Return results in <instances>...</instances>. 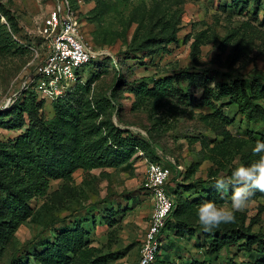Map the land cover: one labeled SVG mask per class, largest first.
I'll list each match as a JSON object with an SVG mask.
<instances>
[{
  "label": "rangeland",
  "instance_id": "1",
  "mask_svg": "<svg viewBox=\"0 0 264 264\" xmlns=\"http://www.w3.org/2000/svg\"><path fill=\"white\" fill-rule=\"evenodd\" d=\"M68 1L98 55L82 69L83 82L76 86L91 79L83 101L89 100L94 112L104 108L97 124L112 122L122 138L145 142L155 157L140 148L117 167L80 169L68 180L51 181L45 198L28 203L33 220L23 221L12 235L0 227V264H28L29 259V264H43L38 258L45 252L47 264H139L153 212L143 188L147 162L171 169L168 187L178 191L180 203L172 229L164 232L157 264H264L257 245L253 258L240 243H219L222 247L211 255L207 238L217 229L237 228L264 239V193L256 192L234 222L211 232L202 229L197 216L205 200L230 206V193L221 199L215 181L257 159L253 148L264 141V117L249 120L226 108L233 121L227 124L201 105L203 89L187 82L177 88L194 101L139 97L142 84L153 87L147 78L183 72L200 75L213 89L238 80L264 88V0ZM54 7V0H0V109L21 100V83L44 60L42 31ZM169 34L175 38L167 39ZM55 104L45 101L38 116L53 119ZM259 104L264 107V98ZM27 124L14 130L0 125V142L13 144ZM70 232L81 247L63 255L58 247L66 239L57 237Z\"/></svg>",
  "mask_w": 264,
  "mask_h": 264
},
{
  "label": "trees",
  "instance_id": "2",
  "mask_svg": "<svg viewBox=\"0 0 264 264\" xmlns=\"http://www.w3.org/2000/svg\"><path fill=\"white\" fill-rule=\"evenodd\" d=\"M171 37L175 38V34H169L167 39ZM11 42L12 46L17 45L16 42ZM146 80L152 81L153 87L150 88L147 84L140 86L139 97L143 100L194 101L192 96L183 98V91L177 88L178 85L187 82L190 86L203 89L201 105L210 107L214 111L213 116L227 124L233 121L226 115V108H235L240 115L249 120H256L258 116L264 117V107L259 104L264 98V88L260 85L261 89L254 84L238 80L231 84H219L213 89L210 88L209 81L190 72L160 80L151 78ZM90 86L91 79L81 88L75 87L66 98L56 102L55 116L51 120L38 116L45 101L39 100L34 92L22 95L21 100L18 99L7 110L0 109V125L8 129L25 127L27 124L25 114L29 119L28 130L13 144L6 145L0 142V221L2 222L0 227H3L8 235L14 234L26 219L33 220L35 212L28 203L32 199L45 198L50 190L51 181L68 180L80 169L117 167L140 148L148 154H153L152 158L155 157L153 152H149V146L145 142L136 138H122V131L112 122L96 123L95 120L104 114V108L99 107L97 113L93 111L89 100L83 101L84 91L89 92ZM26 99L30 100L29 107L26 106L28 101ZM64 102L73 106L67 108L65 104L63 105ZM5 120L7 121L4 122ZM120 148L123 151H120ZM126 149H129V152H126ZM167 188L169 195L175 201V209L168 218L164 232L172 229L170 222L180 211L178 191L168 186ZM207 238L210 243L208 253L211 255L222 247L218 246L219 243L228 246L240 243L251 258L254 257V246L257 245L258 252L264 255V239L260 235L248 234L237 228L217 229ZM60 239H66L65 246L58 247L63 255L68 251L77 252L81 247V245L77 246L73 232L63 238L57 237V240ZM226 240L228 242H225ZM45 254L46 252L40 254L38 259L43 264L50 263L44 258ZM55 256L53 254L52 257Z\"/></svg>",
  "mask_w": 264,
  "mask_h": 264
},
{
  "label": "built area",
  "instance_id": "3",
  "mask_svg": "<svg viewBox=\"0 0 264 264\" xmlns=\"http://www.w3.org/2000/svg\"><path fill=\"white\" fill-rule=\"evenodd\" d=\"M55 7L47 16L42 34L47 52L44 60L30 78L21 83V94L34 92L39 100L58 102L83 82L82 69L98 57L93 44L84 33L82 24L68 0H54ZM11 100L2 109L12 107ZM170 168L147 162L143 188L151 199L153 212L141 247L139 264H157L164 230L175 209V201L168 193Z\"/></svg>",
  "mask_w": 264,
  "mask_h": 264
},
{
  "label": "clouds",
  "instance_id": "4",
  "mask_svg": "<svg viewBox=\"0 0 264 264\" xmlns=\"http://www.w3.org/2000/svg\"><path fill=\"white\" fill-rule=\"evenodd\" d=\"M253 153L257 156L253 162L235 166L230 175L215 181L214 187L221 199L230 193V206H220L210 200L198 205V222L204 231L211 232L221 224L234 222L236 213L246 210L256 192L264 193V141H256Z\"/></svg>",
  "mask_w": 264,
  "mask_h": 264
}]
</instances>
